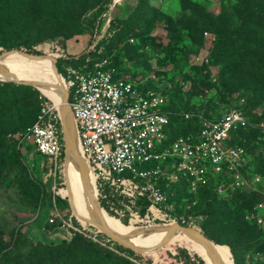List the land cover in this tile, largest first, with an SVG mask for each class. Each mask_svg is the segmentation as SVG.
I'll return each instance as SVG.
<instances>
[{
    "label": "rangeland",
    "instance_id": "obj_1",
    "mask_svg": "<svg viewBox=\"0 0 264 264\" xmlns=\"http://www.w3.org/2000/svg\"><path fill=\"white\" fill-rule=\"evenodd\" d=\"M255 5L251 0H0V47L29 50L62 40L61 61L50 55L57 58L61 75L71 67L82 73L113 70L142 91L160 93L167 101L168 119L181 132L231 110L247 117L246 131L231 144L244 148L242 167L260 182L240 191L230 188L226 175L211 190L167 185V192L174 195L170 214L177 221L193 222L217 252L218 264H264V213L252 207L264 199V63L248 59L252 50H257L256 56L264 53V13ZM231 32L234 41L245 39L251 49L239 51L240 68H225L219 51ZM49 51L39 47L43 56ZM198 55L206 56L207 63L195 64ZM66 58L78 60L68 63ZM6 61L20 69H0V78L34 79L50 86L49 68L13 55L0 64ZM19 72L21 76H15ZM40 85L0 80V264H197L193 255L206 261L203 247L171 230L152 243L74 215L67 197L58 195L65 189L61 163L55 168L33 151L29 141L21 143V132L34 123L39 111ZM183 115H189L190 125ZM206 192L215 197V208L228 209L219 213H226L228 225L221 224L223 230L210 234L204 226V206L211 200L205 198ZM119 195L121 210H115L118 218H114L126 219L128 228L143 230L173 222L159 221L156 208L141 211V199ZM82 196L77 192L76 201ZM82 208L89 206L83 203ZM72 232L77 236L69 247L34 245L66 244ZM82 237L93 244L84 246Z\"/></svg>",
    "mask_w": 264,
    "mask_h": 264
},
{
    "label": "built area",
    "instance_id": "obj_2",
    "mask_svg": "<svg viewBox=\"0 0 264 264\" xmlns=\"http://www.w3.org/2000/svg\"><path fill=\"white\" fill-rule=\"evenodd\" d=\"M193 61L200 65L208 59L198 55ZM59 76L68 91L75 139L94 183L145 200L157 209L159 221H177L170 214L172 203L160 186L162 176L170 184L185 179L191 190L220 175L228 177L233 190L260 182L259 177L243 171L244 149L228 145L233 131L248 126L242 112L228 111L203 123L196 133L169 142V119L162 111L167 101L160 93L142 91L136 83L115 77L113 70L82 73L67 68L66 75ZM39 100L36 119L23 132L21 143L29 141L36 153L57 168L63 151L62 105H55L42 94ZM183 118L189 119V115ZM255 211L264 213V199ZM257 222L262 223V219ZM177 223L194 229L192 221L181 219Z\"/></svg>",
    "mask_w": 264,
    "mask_h": 264
},
{
    "label": "trees",
    "instance_id": "obj_3",
    "mask_svg": "<svg viewBox=\"0 0 264 264\" xmlns=\"http://www.w3.org/2000/svg\"><path fill=\"white\" fill-rule=\"evenodd\" d=\"M251 1L253 3H256L255 7L260 13H264V0H251ZM231 34H232L231 38L227 39V41H225L224 45L219 47V51L223 52V61L225 62V68L230 67V65L231 66L235 65L237 68H240L239 67L240 64L238 62L239 57H240L239 56V51H241L243 47H244L245 50H249L250 51L251 49L249 48V46L247 47L245 39L242 40V41L240 39L239 42H238V40L234 41L235 33L231 32ZM235 44H239L240 46L239 47L238 46L235 47L234 46ZM43 46L48 47V49L50 50L48 52V55L54 54V55L57 56L58 60L61 61V58L63 56V55H61L62 54L61 52H65V45H64V41L59 40V39H57L55 41H50L49 40V41L40 43L37 46V48H35V49H29V50L27 49L26 50V49H23V48L18 49L16 47V50H19L21 52H24V53H27V54H31V55L42 56V54L39 52V47H43ZM245 46H246V48H245ZM7 51H9L7 48L0 47V55L2 53H4V52H7ZM256 53H257V50H252L251 55H250V57L248 59L254 60L255 58H257L256 61L261 66V63H264V53H261L259 56H256ZM233 56L235 57V59L234 60H230ZM44 60L48 61L51 64V62L48 59H44ZM65 60H66V62L69 63V62H71L73 60L74 61L78 60V58H66ZM242 62H245V61H242ZM34 64L39 66V67H42L41 65H39L37 63H34ZM0 69H2L4 71H18L20 69V67L18 66L17 63L6 61V62L0 64ZM58 72H59V70H58ZM59 74H60V72H59ZM115 77H120V76L115 73ZM54 83H55V81H54V77L52 75L50 86L52 84L54 85ZM35 93H36V91H35ZM166 107H167V103H166L165 106L162 107V111L165 114H166V112H165L166 111ZM185 122L188 123L189 122L188 119H185ZM190 126H192L190 131L181 132L180 131V126L179 125H174V123L169 119V125H168V128H167V135H168L169 142L174 141L175 139L180 138V137H186V136H189L190 134H194V133H196V131L200 127L199 124H193V123ZM243 130L246 131V128H241V129L235 130V131H233L231 133V139L228 142L229 146L243 148L240 145L231 144V141L236 137V135H238ZM23 132L24 131L21 132L20 137L23 135ZM30 146L33 149V146L31 144H30ZM24 150H25V147H24ZM33 151H34V149H33ZM36 154L38 156L42 157L44 160H48L47 157L41 156L38 153H36ZM61 166H62L61 167V169H62L63 168V151H62V154H61ZM243 171H244V169H243ZM222 176L223 175H220V176L216 177L215 179H212L206 186L198 187L196 190L197 191H201V190L214 189L215 188V182L219 181ZM167 185H169V186L171 185V187L174 188V189L184 188V189H188L189 190L188 182L185 179H181L177 183L170 184V183H168L165 180V176H162V180H160V186L165 191V193L167 195V198H168V201H170V202H174V200H173L174 195L173 194H169L167 192V187H168ZM95 187L97 189V192L93 194V199L97 203L99 208L101 210H103V213H105L106 215L118 218V214H117V212L115 210L116 209L121 210L122 201H121L120 195L116 191H114L112 188H110L108 185H106L104 183H95ZM235 190H239L240 191V189H235ZM205 198H207V199L211 198L210 202L207 203L204 206V209L207 212V222L204 225L205 226V232L210 234L211 231L214 230V229L219 230L221 228V224H222L223 228H225V226L228 225L227 224L228 217H227L226 213H224V215H221V216L219 215L220 212H225V210L227 211L228 209H227V207H224V206L215 208V205H214L215 197H212L209 192L205 193ZM262 200H263V198H260L258 201L254 202V204L252 205L253 209H255V206L259 202H261ZM57 202L63 203L64 205H67V201L62 200L60 198L57 199ZM141 204H142L141 211H143L144 208L149 207V203L146 202L143 199H141ZM212 211L214 212V214L212 213ZM120 221L125 226H128L126 219L121 218ZM47 223L48 222L46 221L45 225H47ZM223 228H221V229L223 230ZM76 236L77 235L72 232L70 241L68 243H66V244L63 243V244H60V245H57V246L40 245L39 243L34 244V243H32L30 241L28 235H26V238H27V240L30 243H32L34 245H38V246H41V247H47V248H56V249L60 250L63 247H67V246L69 247L72 244V242L74 241V239L76 238ZM82 243L86 247H89V246H91L93 244V242L90 239L83 238V237H82ZM67 249H70V248H67ZM231 254H232L233 258H235V255H234L233 251H231ZM193 256H194V260L197 262V264H205V262L203 260H201L199 257H197L196 255H193Z\"/></svg>",
    "mask_w": 264,
    "mask_h": 264
},
{
    "label": "water",
    "instance_id": "obj_4",
    "mask_svg": "<svg viewBox=\"0 0 264 264\" xmlns=\"http://www.w3.org/2000/svg\"><path fill=\"white\" fill-rule=\"evenodd\" d=\"M12 54H18L22 58L26 59L27 61L31 62H41L44 59L50 58L52 61V72L53 76L55 77V80L57 83L52 84L51 87L57 88V89H62V108L60 111V123H61V130H62V141H63V173H64V180L67 182V186L69 188L71 187L70 185L73 183V174L76 175V183H77V188L79 192L83 195V198H86L89 200V202L92 205V210L97 212V213H102L103 210L99 208L97 203L93 199V194L97 192V189L95 187V183L92 181L89 171L87 169V165L85 163L84 157L81 153V150L79 148V145L75 139L74 136H72V133L70 131L68 121H67V111H69V106H68V91L66 88L63 86L60 80L59 73L57 71L55 62H56V57H50V55L47 56H36V55H31L27 54L24 52H21L19 50H10L7 52H4L0 55V61L3 60V58L7 55H12ZM2 81H12L16 83H24V84H29L33 87H37V84L29 82V81H18V80H13V79H8V78H0ZM44 85V84H42ZM69 207L71 211L74 213V215L81 220H83L86 223L94 224L99 227H102V225L105 224L104 219L102 216L96 217V218H85L79 211L75 208L72 207L70 203V199H67ZM95 208V209H94ZM116 219V218H115ZM120 225L122 226V232L130 236L133 234V231L125 226L120 220L116 219ZM147 229V228H146ZM144 230V229H143ZM168 230H171L172 232H178L185 234L192 238L194 240V237L196 234H200V232L196 229L189 228V227H184L181 226L178 223L172 222V223H166L159 225L158 227H151V231L149 233L157 234V233H163ZM202 236V235H201ZM204 239V237L202 236ZM206 244L210 249L207 247H203V251L206 256V261L204 260L205 264H212V257H211V246L208 244V242L204 239ZM210 250V251H209Z\"/></svg>",
    "mask_w": 264,
    "mask_h": 264
},
{
    "label": "bare ground",
    "instance_id": "obj_5",
    "mask_svg": "<svg viewBox=\"0 0 264 264\" xmlns=\"http://www.w3.org/2000/svg\"><path fill=\"white\" fill-rule=\"evenodd\" d=\"M13 56L15 57H18V58H22L20 55L18 54H12ZM24 59V58H22ZM26 60V59H24ZM49 60V59H48ZM51 62V64L46 61V60H42L41 62H34V63H37L43 67H46V68H49L50 70H52V61L49 60ZM31 62V61H29ZM52 75H53V72H52ZM15 76H21V73H17V75ZM54 77V76H53ZM18 81H29V82H32V83H35V84H41L40 87L42 89L41 93L43 94V96H45L46 98H48L51 102H53L55 105H58L59 107H61L62 105V89H57V88H54V87H51L49 85H45L43 82H39L38 80H34V79H19ZM54 81L55 83H57V81L55 80V77H54ZM44 84V85H42ZM67 121H68V125H69V128H70V131L72 133V136L75 137V128H74V123L72 121V118L70 116V113L69 111H67ZM91 178H92V181L94 182V177L91 175ZM71 187L69 188V186H67V182H65V189H62V190H59L58 191V195L62 196V197H67V199H70V203L72 205L73 208L77 209L79 211V213H81L85 218H89V219H92V218H96V217H100L102 216L103 219H104V222L105 224L102 225L103 228L105 229H110L112 231H116V230H119V231H122V226L120 225V223L112 216H108L106 215L105 213H97L95 211L92 210V205L91 203L89 202L88 199L86 198H83L81 197L79 200L76 201V194L77 192H79L78 188H77V183H76V175L73 174V183L70 185ZM85 203L87 206H89V208L87 209H84L82 208V204ZM88 214H91L92 216H89ZM108 222V223H107ZM133 234L130 235L129 237H132L134 239H138V240H145L146 242H152L154 243L156 240H157V237L161 234H164L166 232H163V233H157V234H153V233H149L151 231V228H147V229H144V230H133ZM177 234H180L181 236H183L184 238L186 239H189L191 240L193 243H195V245L199 246V247H207L208 249H210L208 247V245L206 244V242L204 241V239L202 238L201 235L199 234H196L195 237H194V240L192 238H190L189 236L185 235V234H182V233H178V232H175ZM133 240V239H132ZM130 241V240H129ZM144 242V241H143ZM212 253V258H213V261H212V264H218V259H217V252L215 251H211ZM202 254L204 255L205 259H206V256H205V253L202 252ZM207 260V259H206Z\"/></svg>",
    "mask_w": 264,
    "mask_h": 264
},
{
    "label": "crops",
    "instance_id": "obj_6",
    "mask_svg": "<svg viewBox=\"0 0 264 264\" xmlns=\"http://www.w3.org/2000/svg\"><path fill=\"white\" fill-rule=\"evenodd\" d=\"M44 226H46V225H44Z\"/></svg>",
    "mask_w": 264,
    "mask_h": 264
}]
</instances>
